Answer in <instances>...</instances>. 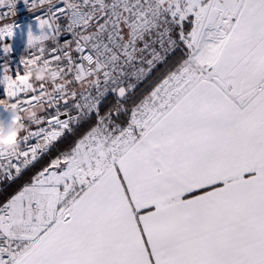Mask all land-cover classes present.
<instances>
[{"label": "snow or ice", "instance_id": "snow-or-ice-1", "mask_svg": "<svg viewBox=\"0 0 264 264\" xmlns=\"http://www.w3.org/2000/svg\"><path fill=\"white\" fill-rule=\"evenodd\" d=\"M23 4L43 15L0 26V115L25 129L0 174L94 122L0 202V264H264V0Z\"/></svg>", "mask_w": 264, "mask_h": 264}, {"label": "trees", "instance_id": "trees-1", "mask_svg": "<svg viewBox=\"0 0 264 264\" xmlns=\"http://www.w3.org/2000/svg\"><path fill=\"white\" fill-rule=\"evenodd\" d=\"M180 53L175 54L168 62V65H160L157 67V69L153 72L151 77L147 79L146 81L140 83L138 87L135 90V98H139L141 94L147 92L151 89L156 79L161 76L176 59L180 57ZM50 111V110H49ZM47 113V112H46ZM48 114V113H47ZM93 121H88L87 123L81 125L75 134H69L65 138H61L60 141L56 143V146L48 152L45 156L41 157L32 168L27 170L25 175L15 181L10 182L8 184H5L0 192V202H3L7 198H9L11 195L15 194V192L28 180L31 179L32 176H34L37 172H39L46 164L54 158L56 155H58L61 151L67 150L72 146L75 139L79 137V135H82L89 127L90 124H92Z\"/></svg>", "mask_w": 264, "mask_h": 264}, {"label": "built area", "instance_id": "built-area-1", "mask_svg": "<svg viewBox=\"0 0 264 264\" xmlns=\"http://www.w3.org/2000/svg\"><path fill=\"white\" fill-rule=\"evenodd\" d=\"M3 11H7V9H0V12H3ZM37 15H43V12L40 11V10L29 12L27 10V8L24 6L23 0H19V3H17V6H16V15L13 16V15L9 14L6 19L0 20V26H3L4 24L16 23L22 29H26V27L28 25H32V27L35 29V17ZM63 39H64V37L61 38L62 41H63ZM8 43L11 44L12 47H13V51L11 53L12 61H13L14 64H18L21 56L27 55L24 52V48H25L24 40L19 35V33H17L15 39L14 40H9ZM182 51H183V49L181 48L175 54H177V53L182 54ZM114 99L115 98L113 96H109L108 97V99L102 105V112L104 110H106L108 107H110V105L113 103ZM73 114H75V113H73ZM12 120H13V112H9V113L0 115V136L5 135L9 131L10 127L12 126ZM93 122H94V120H93ZM30 143H35V141H30ZM45 155H43V156H45ZM43 156H41V157H43ZM10 182H12V181H9V180L5 179L3 177V175L0 174V192H1L2 188H3V186L5 184L10 183Z\"/></svg>", "mask_w": 264, "mask_h": 264}, {"label": "clouds", "instance_id": "clouds-1", "mask_svg": "<svg viewBox=\"0 0 264 264\" xmlns=\"http://www.w3.org/2000/svg\"><path fill=\"white\" fill-rule=\"evenodd\" d=\"M20 79L24 80L25 82L28 81H44L49 80L50 77L47 76L46 73L43 71L37 72V71H31L26 73L23 77ZM7 104V100H0V108L4 107ZM25 131L22 124H20V117L17 113L13 112V120H12V126L10 127L9 131L3 135L0 136V147H3L4 149L11 151L14 148L18 149L20 147L18 143L19 136Z\"/></svg>", "mask_w": 264, "mask_h": 264}, {"label": "rangeland", "instance_id": "rangeland-1", "mask_svg": "<svg viewBox=\"0 0 264 264\" xmlns=\"http://www.w3.org/2000/svg\"><path fill=\"white\" fill-rule=\"evenodd\" d=\"M41 115H42V116H46V115H47V113H46V112H45V113H41ZM32 130H33V131H35V130H36V126H35V125H33V126H32Z\"/></svg>", "mask_w": 264, "mask_h": 264}]
</instances>
